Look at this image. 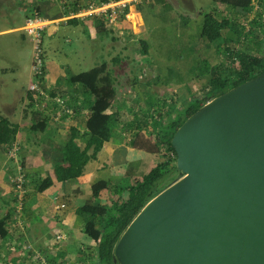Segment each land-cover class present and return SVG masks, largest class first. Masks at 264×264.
<instances>
[{"label":"crops","instance_id":"1","mask_svg":"<svg viewBox=\"0 0 264 264\" xmlns=\"http://www.w3.org/2000/svg\"><path fill=\"white\" fill-rule=\"evenodd\" d=\"M192 3L193 0H0L1 58L12 52V36L25 41L26 22L33 12L43 21L42 88L52 99L45 110L33 102L28 92L33 80L32 65L24 86V66L11 59L0 64V115L17 127L15 142L0 147V233L5 232V236L0 235V257L12 255L13 264H39L37 259L42 258L48 264H98V243L85 233L86 225L94 222L102 228L112 204L123 202L129 188L143 182L164 161L167 152L157 142L153 114L169 112L157 110L154 103L145 100H159L176 91H172L170 80L158 83L159 75L147 80L149 73L142 74L139 81L138 77H130L129 62L121 56L114 66L113 57L119 50L136 49L135 42L141 38L149 41L160 29L175 26L185 30L194 42L199 41L205 60L211 52L210 80L220 53L246 46L253 35L258 41L256 49L261 48L258 46L264 31L258 29L250 37L248 31L255 25L253 19L259 24L264 22V0H255L248 14L215 3L214 13L207 14L229 18L234 24V29L223 32L219 42L222 51L201 38L205 14H194ZM171 7L174 12H170ZM12 9L23 15V25L9 24L6 17L12 19ZM259 12L262 19L257 16ZM98 17L107 21L111 32L103 38L106 42L109 39L106 45L112 59L103 63L115 71L118 87L113 105L100 115L92 109L94 96L83 85L72 82L74 76L103 64L94 62L91 66L90 62L96 55L98 40L103 39L96 29ZM13 68L17 72L14 70L16 78L12 79ZM109 116H114L110 119L114 121H108ZM107 122L110 137L92 159L93 134ZM78 156L87 160L82 173L74 178ZM102 181L106 188L96 195L93 186Z\"/></svg>","mask_w":264,"mask_h":264},{"label":"water","instance_id":"2","mask_svg":"<svg viewBox=\"0 0 264 264\" xmlns=\"http://www.w3.org/2000/svg\"><path fill=\"white\" fill-rule=\"evenodd\" d=\"M179 177L112 247L115 264H264V66L205 99L170 139Z\"/></svg>","mask_w":264,"mask_h":264},{"label":"trees","instance_id":"3","mask_svg":"<svg viewBox=\"0 0 264 264\" xmlns=\"http://www.w3.org/2000/svg\"><path fill=\"white\" fill-rule=\"evenodd\" d=\"M212 1L225 5L229 9H238L242 13L248 14L252 11L255 0ZM257 16L262 19V12H259ZM70 21L74 20L72 19ZM252 23L257 26L259 25L256 18L252 20ZM233 25L232 20L229 18L217 19L211 14H205L201 28V38L204 42L215 45L222 39L224 31L234 29ZM255 25H251L248 31V37L252 36L254 31L261 29L260 26L256 27ZM96 29L98 36L101 38L111 33L110 30H108L107 21L103 17H98L96 19ZM135 44L140 48L141 53L147 56L149 49L147 42L138 40ZM262 44L263 43H261V45ZM258 50H261V48H257V51ZM226 52L228 54L227 57L232 60V63L237 64V68H233L226 76L221 75L220 68H214V74L207 82L208 84L201 89L206 95L195 97L183 108V111L176 113L174 119L170 122L162 121V123H160L161 121L159 122L157 117L155 118L157 142L161 147H165L167 152L164 161L154 167L146 175L143 182L130 187L127 198L123 202L116 201L112 204L113 206L110 208V213L103 218L102 228H98L94 222H89L86 225L85 233L98 243V264H115L112 257V247L120 233L149 200L154 198L161 190L179 177L180 171L176 166L177 155L173 146L170 144L172 134L179 124L197 109L205 99L222 94L240 83L255 77L263 69L264 49L260 54L247 52L243 49L236 51L228 50ZM120 61L121 57L119 55L112 59L114 66ZM114 74V70H109L108 63H103L99 67L82 72L72 78V82L83 85L87 91L94 96L92 109L98 115L105 113L117 98V79ZM135 81H137V79ZM165 116L168 117V114L162 115V117ZM113 117L114 116H109L108 121H114L110 120ZM35 129L37 130L39 128ZM110 134V124L108 122L98 128L93 134L90 142L91 145H94V151L91 156L92 159L96 158L97 153L102 148L104 141L110 137ZM16 135L17 127L0 115V147L11 146L16 140ZM85 160H87L85 156H78L75 158L76 163L72 172V177L76 178L82 173ZM93 188L94 193L98 195L100 191L106 188V183L103 181L97 182ZM90 211L92 210L90 209ZM2 232H4V230ZM3 234H5V232Z\"/></svg>","mask_w":264,"mask_h":264},{"label":"rangeland","instance_id":"4","mask_svg":"<svg viewBox=\"0 0 264 264\" xmlns=\"http://www.w3.org/2000/svg\"><path fill=\"white\" fill-rule=\"evenodd\" d=\"M192 5L195 8L194 14L211 13L213 12V8L216 6L212 0H193ZM180 9L182 8L180 7ZM172 10L173 11L170 12H174V8ZM165 16L166 21L168 22V15L165 14ZM6 19L9 20V24H12V27H18L20 25H23L25 21L23 15L19 14V12L17 13L13 9L12 19L7 17ZM259 26L261 27V30L264 31V22L259 24ZM175 28L176 27L174 26L170 29L169 27H167L166 29H160L151 39H149V41L141 38V40L147 42V44L149 45L147 56L141 53L140 48L138 46H136V49L133 47H129L127 49H123L122 51L119 50L116 54L120 55V57L123 56L124 62H129V64L127 63V67L128 72L130 73V77H138V81L139 78L142 77V74L145 75L148 73L149 74L147 75V80H153V78L151 77L152 75L154 77L155 75H159L157 76L158 83H160L161 85L167 80H170V84L173 85L172 91L176 90L175 92L166 93V96L164 98H160L159 100L156 97H154V99L150 98L145 100V102L149 100L150 103L148 104L154 103L157 106L155 107V109L160 111L164 110V113L169 112L168 117H162V115H164L163 112H160L159 115L154 113V117H157L159 122L172 121L174 119L175 114L179 113L180 111H183V108L186 107L195 97L206 95L205 92L201 91V89L205 87L206 84H208L207 82L210 78V72L212 69V57L210 56L211 52L205 60L204 52L202 55L201 49L199 50V41L194 42L188 36L185 30ZM137 32H139V28ZM40 33L42 48L45 54L44 34H42L41 31ZM261 39L262 42H259L260 44L258 46L261 47V50L257 51L256 46L258 41L256 38L252 37V39L250 40V42H248V44H246V46L241 48L236 47L234 48V51L243 49L247 52H258L257 54H260V52L264 49V33L262 34ZM188 40L190 41L188 42ZM107 41L108 42L105 41V38H103L101 42L98 40L96 55L90 60L91 66L94 62L101 64L103 62H108L112 59V57L109 55V53H112V51H109L108 46L106 45L107 43L109 45V39ZM219 42H217L214 46L216 48V51H222V48L219 46ZM261 43L263 44L261 45ZM33 47L34 42L32 37L26 35V39L25 41H23L12 36V52L6 55L2 54L3 56L5 55L3 58H1L0 56V64H4L5 60L11 59L12 63L16 62L20 63L21 66H24L25 70H23L22 72L25 76L22 80L24 86L29 79L31 65L33 61ZM120 51L121 54L119 53ZM225 54L226 56L224 57ZM227 56V52L224 51L222 52V54H219L218 61L214 60L217 61L215 66L220 68L222 76H226L227 73L231 72L233 68H237V64L232 63V60L229 59ZM152 68L155 70H153ZM14 70L17 72L16 68L12 69V73H10L12 74V79L16 78V76H14L16 75L14 73ZM153 82H151V84H154ZM162 87L164 88V85ZM145 109L148 110L147 108ZM0 235L3 236V232L0 233ZM9 250L12 251V244H10ZM24 259H26V257ZM37 262L39 264H48L43 258L37 259ZM0 264H13L12 255L9 256L8 253L2 254L0 257Z\"/></svg>","mask_w":264,"mask_h":264},{"label":"built area","instance_id":"5","mask_svg":"<svg viewBox=\"0 0 264 264\" xmlns=\"http://www.w3.org/2000/svg\"><path fill=\"white\" fill-rule=\"evenodd\" d=\"M43 21L39 19L38 13L33 12L27 19L25 32L32 37L34 42L33 47V61H32V76L33 80L30 81L28 86V92L33 98V102L39 107L40 110H45L48 104L51 102V97L42 88V78L45 73V56L41 43V33L44 28ZM51 99V100H50ZM59 103L60 100L58 101ZM19 188L22 190L21 180L17 181Z\"/></svg>","mask_w":264,"mask_h":264}]
</instances>
